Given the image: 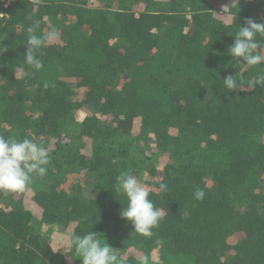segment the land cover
I'll list each match as a JSON object with an SVG mask.
<instances>
[{
  "label": "trees",
  "instance_id": "16d2710c",
  "mask_svg": "<svg viewBox=\"0 0 264 264\" xmlns=\"http://www.w3.org/2000/svg\"><path fill=\"white\" fill-rule=\"evenodd\" d=\"M247 17L264 23V0L0 2V135L51 156L24 192H0V264H81L69 237L89 231L124 264H264V84L247 86L264 63L228 49ZM37 23L58 30L39 71L23 56ZM123 171L164 209L151 237L120 215Z\"/></svg>",
  "mask_w": 264,
  "mask_h": 264
},
{
  "label": "clouds",
  "instance_id": "9594fccd",
  "mask_svg": "<svg viewBox=\"0 0 264 264\" xmlns=\"http://www.w3.org/2000/svg\"><path fill=\"white\" fill-rule=\"evenodd\" d=\"M38 29V23L27 28V38L24 42L26 51L23 55L25 62L36 71L43 68V62L36 55L37 50L58 38V30L55 28L44 35H37ZM257 36H264V23L256 22L250 17L245 18L244 26H239V31L228 48L230 56L248 67L264 63V45ZM3 51L4 49L0 53ZM222 81L230 91L238 87L233 75L226 76ZM262 84L264 73L258 74L254 80H249L247 86L255 90ZM50 159L49 151L29 138L17 140L0 135V192H24L31 184L33 175L43 177L47 174L46 166L49 165ZM159 188L162 192L167 191L165 183H161ZM116 190L127 200L126 206L120 212L121 217L131 223L134 232L151 237L152 230L164 219L165 212L164 209L156 207L149 198L148 186L131 171H123L116 177ZM194 197L197 201H202L205 191L197 189ZM68 249L67 252L74 250L78 254L81 264H124L113 251L114 248L108 245L105 239L102 242L92 231L84 235L73 233L69 237ZM139 264H150L149 257L141 258Z\"/></svg>",
  "mask_w": 264,
  "mask_h": 264
},
{
  "label": "rangeland",
  "instance_id": "374dc122",
  "mask_svg": "<svg viewBox=\"0 0 264 264\" xmlns=\"http://www.w3.org/2000/svg\"><path fill=\"white\" fill-rule=\"evenodd\" d=\"M14 0H0L1 3H5L6 5L10 2H12ZM55 42V41H53ZM52 42V43H53ZM78 118V116H77ZM80 180V181H79ZM74 181H79V182H82V178L79 177L77 174L75 173H71L67 176V183L63 186L65 189H67V187ZM83 192L86 194V189H83ZM40 233L43 235V236H49L51 235V228L48 227V226H42L41 227V230H40ZM229 242L231 244H233V239H230Z\"/></svg>",
  "mask_w": 264,
  "mask_h": 264
}]
</instances>
